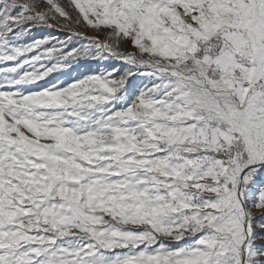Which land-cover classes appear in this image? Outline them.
Segmentation results:
<instances>
[{
    "label": "snow or ice",
    "instance_id": "snow-or-ice-1",
    "mask_svg": "<svg viewBox=\"0 0 264 264\" xmlns=\"http://www.w3.org/2000/svg\"><path fill=\"white\" fill-rule=\"evenodd\" d=\"M0 264H264V0H0Z\"/></svg>",
    "mask_w": 264,
    "mask_h": 264
}]
</instances>
